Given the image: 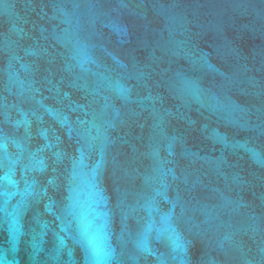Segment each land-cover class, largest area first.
<instances>
[{"label": "water", "instance_id": "95a60500", "mask_svg": "<svg viewBox=\"0 0 264 264\" xmlns=\"http://www.w3.org/2000/svg\"><path fill=\"white\" fill-rule=\"evenodd\" d=\"M0 264H264V0H0Z\"/></svg>", "mask_w": 264, "mask_h": 264}]
</instances>
